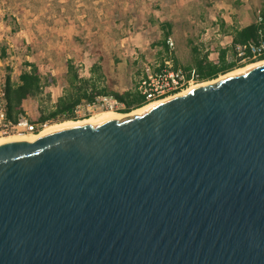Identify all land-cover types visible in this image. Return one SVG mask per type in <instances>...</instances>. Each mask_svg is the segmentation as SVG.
Segmentation results:
<instances>
[{
  "label": "water",
  "instance_id": "obj_1",
  "mask_svg": "<svg viewBox=\"0 0 264 264\" xmlns=\"http://www.w3.org/2000/svg\"><path fill=\"white\" fill-rule=\"evenodd\" d=\"M0 264H264V64L1 144Z\"/></svg>",
  "mask_w": 264,
  "mask_h": 264
},
{
  "label": "crops",
  "instance_id": "obj_2",
  "mask_svg": "<svg viewBox=\"0 0 264 264\" xmlns=\"http://www.w3.org/2000/svg\"><path fill=\"white\" fill-rule=\"evenodd\" d=\"M263 2L264 0L256 9L252 6L251 0L95 1L100 5L105 4V11L108 10V13L112 15L115 7L127 10L128 13L131 12L125 24L138 25L140 20L142 31L145 37L149 38L148 43L143 44L140 39H137L136 42L133 41L132 46L136 51H147L146 55L153 57L156 64L155 71H159L169 58L173 60L174 67L182 69L193 68L196 60L205 56L208 60L217 62L220 51H225L226 60L231 62L233 34L256 23L257 12ZM71 3V0H0V45L3 43L4 51H6L10 41H20L28 50L26 56L28 63H34L33 57L43 55L44 52L48 55L49 51L35 49V45L38 42L42 44L50 41L62 43L72 39L78 33L83 32L86 29L85 25L89 23V18L83 12L74 16L65 12L66 7ZM73 3L76 7L82 6L81 0H73ZM93 18L99 22L107 17L106 15L101 17L96 13ZM165 23H168L170 27H159V24ZM13 25L17 26V30L13 29ZM165 32H168V36L164 42L166 44L167 39L173 42L172 51L167 44L165 46L161 43ZM132 38L133 36H128L122 41ZM11 45L14 46L13 42ZM33 49H35L34 53H32ZM91 53L88 50L83 51L80 57L82 60L72 61L80 77L95 79V73L91 69L94 65L101 68L105 83L117 80L118 69L121 68V73H123L124 66L120 67L122 62L119 65L114 63L117 55L97 51V57L92 60ZM109 57L113 59L106 60ZM143 58L146 59V56ZM69 59L71 60V57L65 55L59 70L52 68L47 69L46 72L34 63L43 76L48 75L52 79L53 83L45 87L43 93L49 96V101L53 104L66 89V61ZM134 59H137V55ZM32 99L37 98L32 97L23 101V111Z\"/></svg>",
  "mask_w": 264,
  "mask_h": 264
},
{
  "label": "rangeland",
  "instance_id": "obj_3",
  "mask_svg": "<svg viewBox=\"0 0 264 264\" xmlns=\"http://www.w3.org/2000/svg\"><path fill=\"white\" fill-rule=\"evenodd\" d=\"M95 1L97 0H81L82 6L76 7L75 4L73 3V0H71L72 3L66 7L65 12L70 16H74L82 12L85 13L89 18V23L85 25L86 29H84L83 32L78 33L77 36H74L72 39H68L66 41H63L62 43L56 41H50L47 43L44 42L42 44L41 42L40 43L38 42L35 45V49H39V50L43 49V51H49V54L47 55L46 52H44L43 55H38L33 57L34 63L37 64V66L40 67L43 72H46L47 69H52V68L55 70H59L61 68L65 55H69L72 61L78 62L82 60L80 57L82 56L83 51L88 50L92 52L91 53L92 55L91 57H93L92 60H95V58L97 57L96 56L97 51L98 52L101 51L102 53L108 52L111 53V55L112 54L117 55V58L114 60V63L119 65V63L122 62V66L120 65V67L124 66L122 71L123 73H121V68L117 70L119 74L117 80L111 81L112 85L118 91L133 90L139 76L141 75L143 63L148 62L151 65V67L155 69L154 66L156 64L154 62L153 57L146 55L147 51L144 52L142 50L136 51L132 46L133 41L136 42L137 39H140L142 43L145 44L148 43L147 39L149 38L145 37L144 32L142 31L143 28H141L142 24L140 23V20L138 25L125 24L126 19L129 16V13L131 12L128 13L127 10H121L120 8L115 7L113 9L114 13L112 15L110 12L108 13V10L105 11V4L100 5L99 3L98 4L95 3ZM261 1L262 0H251L252 6L257 9ZM96 13L99 14L101 17L106 15L107 18L102 19L99 22H96L97 20H94L93 18V15ZM13 29L17 30V26L13 25ZM128 36H133V38L131 40L127 39L126 41H122V39ZM12 42L14 44V48L17 51L16 52L17 55L22 56L19 59L20 61L21 59L22 61H24L22 66L25 65V63H28V60L25 58L28 55V50L26 49L24 52V51H20L19 49L26 46L24 44H21V42L17 40L10 41V43ZM4 49L5 46L2 43L0 45V52L1 50ZM35 49L32 50V53L35 52ZM55 51H59V52L57 53ZM136 55H137V59L135 60L134 57ZM144 56H146V59L143 58ZM112 59L109 57L106 60L111 61ZM110 63L111 62H109V64ZM238 68L239 67H237L236 69ZM221 76L223 75H220L217 78ZM203 82H207V81H203ZM46 96L47 94L43 93L41 97L35 100L32 99L30 103L26 104L24 108L25 112L27 113L29 119H31L32 121H34L35 118L37 117L39 108L45 111L53 107L54 105L53 103H51L50 101H46L45 99ZM114 107L117 109L111 110L109 109V107L102 106L101 104H97L95 106L79 107L78 115L83 116L86 113L87 117H89L98 112L101 113V111L102 112L113 111L120 114H127V113L119 112L123 108V106H121L120 104ZM54 123L55 122H48L46 124L49 125Z\"/></svg>",
  "mask_w": 264,
  "mask_h": 264
},
{
  "label": "trees",
  "instance_id": "obj_4",
  "mask_svg": "<svg viewBox=\"0 0 264 264\" xmlns=\"http://www.w3.org/2000/svg\"><path fill=\"white\" fill-rule=\"evenodd\" d=\"M260 21L247 26L233 34L234 44H244L249 41L255 42L258 39V33L264 32V2L258 9ZM159 27L169 28L168 23L159 24ZM168 32L164 33L162 44ZM0 54L4 55V50ZM263 58L258 59V61ZM28 70H23L19 75V83L14 85L10 82L9 77L6 80V100L7 115L11 120L23 111L22 103L28 98H39L44 92V88L52 84L51 77L43 76L38 67L34 63H25ZM243 66H236L233 62L226 60L225 51H220L217 62H212L207 57H202L194 63L200 82L211 81L220 75H224ZM92 72L95 73V79L80 77L77 68L72 64V60L66 61V89L63 94L55 101L53 107L47 110L38 109V115L33 123L38 125H47L48 122H62L66 120H79L87 118L85 113L83 116L78 115L79 107L95 106L99 104L98 100L102 97H110L116 100L123 108L119 111L128 113L146 105L144 96L136 90L118 91L111 82L105 83L101 68L94 65ZM49 101V96H46ZM37 133V132H35Z\"/></svg>",
  "mask_w": 264,
  "mask_h": 264
},
{
  "label": "built area",
  "instance_id": "obj_5",
  "mask_svg": "<svg viewBox=\"0 0 264 264\" xmlns=\"http://www.w3.org/2000/svg\"><path fill=\"white\" fill-rule=\"evenodd\" d=\"M259 21L260 17L257 12L256 22ZM11 44H7L3 56L0 54V138L13 134L35 133L44 126L33 123L25 111H22L14 121L8 118L5 93L7 77L12 84H18L21 72L28 70V67L22 66L24 61L19 60L22 56L17 55L16 49ZM166 44L172 51L173 42L167 39ZM19 50L25 52L26 47ZM232 50L233 59L231 62L236 66L259 62L260 58L264 60V32L258 33V39L255 42L233 44ZM198 83H200V78L194 68L174 67L173 60L169 58L159 71H155L149 63H143L142 74L138 78L134 90L143 95L145 103L148 104L180 93ZM98 102L111 110L117 109L114 106L119 104L110 97L99 98Z\"/></svg>",
  "mask_w": 264,
  "mask_h": 264
},
{
  "label": "bare ground",
  "instance_id": "obj_6",
  "mask_svg": "<svg viewBox=\"0 0 264 264\" xmlns=\"http://www.w3.org/2000/svg\"><path fill=\"white\" fill-rule=\"evenodd\" d=\"M261 64H264V60L262 61H259V62H255V63H251V64H248V65H245L241 68H238L234 71H231L215 80H212V81H207V82H203V83H199V84H196V85H193L191 86L190 88H187L186 90L180 92V93H177L175 95H172V96H169V97H166L162 100H159V101H155V102H150L146 105H144L143 107L141 108H138V109H135V110H132L130 111L129 113L127 114H120V113H116V112H113V111H104L101 113H96V114H93L85 119H80V120H75V121H72V120H66V121H62V122H59V123H54V124H49V125H44L37 133H26V134H14V135H9L7 137H4V138H0V145L3 144V143H7V142H13V141H24V142H33L35 141L36 139H38L39 137L43 136V135H46V134H49V133H52V132H56V131H60V130H65V129H72V128H78V127H85V126H91V125H94V124H97L103 120H106V119H115V120H120L126 116H130V115H133L135 113H138L148 107H151L153 105H156L158 103H161V102H164V101H167V100H170V99H173V98H177V97H180V96H183V95H186L190 92H193L195 90H198V89H201L203 87H206V86H209L229 75H232V74H235L237 73V75L239 74H242L244 73L245 71L251 69V68H254L256 66H259Z\"/></svg>",
  "mask_w": 264,
  "mask_h": 264
}]
</instances>
